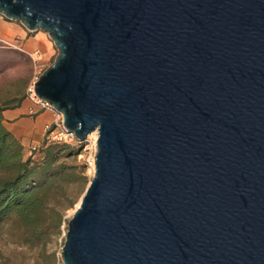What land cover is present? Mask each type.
<instances>
[{"label": "water", "instance_id": "obj_1", "mask_svg": "<svg viewBox=\"0 0 264 264\" xmlns=\"http://www.w3.org/2000/svg\"><path fill=\"white\" fill-rule=\"evenodd\" d=\"M57 55L33 84L94 175L63 264H264V0H0Z\"/></svg>", "mask_w": 264, "mask_h": 264}, {"label": "trees", "instance_id": "obj_2", "mask_svg": "<svg viewBox=\"0 0 264 264\" xmlns=\"http://www.w3.org/2000/svg\"><path fill=\"white\" fill-rule=\"evenodd\" d=\"M22 99L21 95L0 101V227L7 224L17 229L23 242L43 245L60 232L63 211L75 203L71 188L87 181L86 166L65 160L81 153L78 140L62 143L48 140L46 134L38 144L37 156L27 155L2 116Z\"/></svg>", "mask_w": 264, "mask_h": 264}, {"label": "rangeland", "instance_id": "obj_3", "mask_svg": "<svg viewBox=\"0 0 264 264\" xmlns=\"http://www.w3.org/2000/svg\"><path fill=\"white\" fill-rule=\"evenodd\" d=\"M11 22L12 25L17 24L25 28L20 22ZM29 34L30 37L36 34H43L50 40L47 33L40 30L29 31ZM7 37L9 41L4 42L0 40V101L12 100L21 95L30 100V88L33 86L34 81L38 79L39 75L54 61L57 55V48L50 40L54 46L51 58H44L43 54L38 51L40 59L35 61L31 57V54L36 50H32L33 48L30 46V53L23 51L25 49L23 48L22 42L13 39V30L8 33ZM32 106L34 112L39 111V104L33 103ZM44 109L53 116H32L31 118H27L29 122L31 121V127L35 131L34 136L31 137L29 131H27L28 134L26 133L22 138L27 155H29L28 148L31 145L39 144L36 139L40 136L44 123L46 121L52 122L54 119L55 113L49 108ZM30 137L35 142L31 143ZM88 140L86 145L81 147V153L77 154L75 159H65L70 164H84L86 166L84 174L87 181L82 187H77L76 185V187L71 188L70 196L75 199V203L63 211L64 221L60 226V232L53 236L51 240H46L43 245L41 243L29 244L23 242L17 229L11 228L7 224L2 225L0 227V264H45L47 260H51L53 264H57L64 243L68 220L71 218L77 203L84 194L88 182L94 175V136H90ZM36 156L37 154L33 157Z\"/></svg>", "mask_w": 264, "mask_h": 264}, {"label": "crops", "instance_id": "obj_4", "mask_svg": "<svg viewBox=\"0 0 264 264\" xmlns=\"http://www.w3.org/2000/svg\"><path fill=\"white\" fill-rule=\"evenodd\" d=\"M13 30L14 31V40L22 42L23 48L25 52L30 53V46L33 48L32 50L40 51L44 58H51L53 55L54 46L52 42L43 34H36L30 37L28 35V30L19 26L17 24H13L11 20L6 19L5 17L0 15V40L1 41H9L8 40V33ZM33 103L28 98L22 99L18 106L6 109L2 112V116L4 117V125L6 128L16 137L20 143L23 145L24 149L26 147L23 144V137L29 131V135L34 136V128L31 127V121L29 122L27 118H31L32 116H53L50 115L47 110L40 106L39 111L34 112L33 110ZM26 121V122H24ZM8 123V124H7ZM51 123L45 122L42 129L40 136L36 139L37 142H41L44 137V127L46 124ZM30 127V129H29ZM28 134V133H27ZM30 137V140H31ZM35 142L33 139L30 141Z\"/></svg>", "mask_w": 264, "mask_h": 264}, {"label": "built area", "instance_id": "obj_5", "mask_svg": "<svg viewBox=\"0 0 264 264\" xmlns=\"http://www.w3.org/2000/svg\"><path fill=\"white\" fill-rule=\"evenodd\" d=\"M31 57L33 58V60L37 61L40 59V54L38 51H34L31 54ZM29 97H30V100L32 102L39 104L43 108H49L55 113L53 121L49 124H46L44 127V133L46 134V137L48 138V140L62 142V143H72V142L77 140L73 133L68 132L65 129V127L63 125V121H62V115L60 113H57L56 111H54L46 102L40 101L35 96L34 91H33V86L30 88ZM89 137L90 136H88V138ZM88 138L86 139L84 145H86V143L89 141ZM95 142H96V138L94 139V146L96 147ZM37 152H38V144L37 145H31L29 147L28 153H29V155L32 154V157L35 156V154H37ZM94 155H95V153H94ZM93 164H94V158H93ZM57 264H63L62 259H61V255L58 257Z\"/></svg>", "mask_w": 264, "mask_h": 264}, {"label": "bare ground", "instance_id": "obj_6", "mask_svg": "<svg viewBox=\"0 0 264 264\" xmlns=\"http://www.w3.org/2000/svg\"><path fill=\"white\" fill-rule=\"evenodd\" d=\"M90 136H94V139L96 138V132L94 131V132H92L91 134H90ZM93 167V166H92ZM78 204H79V202L77 203V205H76V207L78 206Z\"/></svg>", "mask_w": 264, "mask_h": 264}]
</instances>
